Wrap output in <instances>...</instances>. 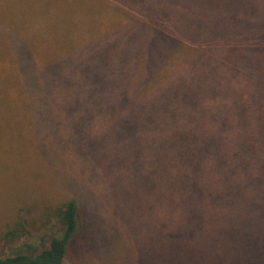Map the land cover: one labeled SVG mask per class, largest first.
<instances>
[{
	"label": "rangeland",
	"instance_id": "374dc122",
	"mask_svg": "<svg viewBox=\"0 0 264 264\" xmlns=\"http://www.w3.org/2000/svg\"><path fill=\"white\" fill-rule=\"evenodd\" d=\"M129 2L168 21L115 0H0V22L42 48L30 71L62 92L85 90L88 73L112 93L94 104L18 101L0 37V234L21 215L20 242L35 241L50 233V209L75 199L67 264H264V185L229 202L164 196L174 186L161 179L160 121L189 104L201 121L255 125L230 135L264 136V0ZM237 38L251 39L219 40Z\"/></svg>",
	"mask_w": 264,
	"mask_h": 264
},
{
	"label": "trees",
	"instance_id": "16d2710c",
	"mask_svg": "<svg viewBox=\"0 0 264 264\" xmlns=\"http://www.w3.org/2000/svg\"><path fill=\"white\" fill-rule=\"evenodd\" d=\"M115 1L127 8L136 9L145 17H160L168 21L160 12L150 16L139 11L135 5L128 6L129 0ZM0 37L10 59L16 61L14 69L19 83V91L16 92L18 101L44 105L52 102L94 104L112 99V93L99 90L88 73L83 76V81L89 84L85 90L62 92L60 87L52 83L51 74L49 77L41 76L36 71L29 70L32 63L43 64L44 55L41 46L34 44L29 35L0 22ZM250 39L219 40L234 43ZM19 55L34 56H28L31 58L28 61ZM179 110L184 112L178 117L166 115L160 120L165 135L161 179L164 184L174 186L173 191L165 190L163 195H178L187 200L224 199L227 202L234 198L254 197L259 186L264 185V136L235 137L230 134L235 130L239 133L255 129V125L252 126L250 122L201 121L198 117H205V111H198L189 104L180 105ZM149 177L155 180L154 177ZM248 183L258 187H247ZM260 192L261 196L264 195V188ZM79 208L75 199L51 208L47 221L52 222L50 233L35 241L28 240L29 242H20L28 230L27 220L19 215L18 220L0 234V244L13 247L10 253L0 252V264H67L66 257L71 241L80 231Z\"/></svg>",
	"mask_w": 264,
	"mask_h": 264
}]
</instances>
